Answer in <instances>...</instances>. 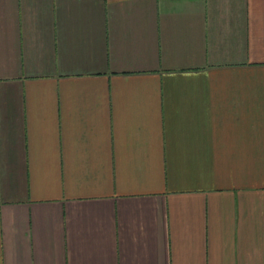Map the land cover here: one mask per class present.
I'll list each match as a JSON object with an SVG mask.
<instances>
[{
	"label": "crops",
	"instance_id": "crops-1",
	"mask_svg": "<svg viewBox=\"0 0 264 264\" xmlns=\"http://www.w3.org/2000/svg\"><path fill=\"white\" fill-rule=\"evenodd\" d=\"M0 264H264V0H0Z\"/></svg>",
	"mask_w": 264,
	"mask_h": 264
}]
</instances>
